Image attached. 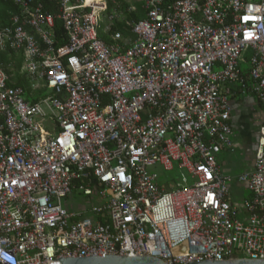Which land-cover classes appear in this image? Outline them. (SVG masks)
<instances>
[{
	"label": "built area",
	"instance_id": "built-area-1",
	"mask_svg": "<svg viewBox=\"0 0 264 264\" xmlns=\"http://www.w3.org/2000/svg\"><path fill=\"white\" fill-rule=\"evenodd\" d=\"M5 1L17 10L0 25V264L264 260V120L250 170L217 162L235 150L232 85L264 112V0H141L127 36L102 29L115 0L112 13L111 0ZM18 61L39 100L11 84Z\"/></svg>",
	"mask_w": 264,
	"mask_h": 264
},
{
	"label": "crops",
	"instance_id": "crops-1",
	"mask_svg": "<svg viewBox=\"0 0 264 264\" xmlns=\"http://www.w3.org/2000/svg\"><path fill=\"white\" fill-rule=\"evenodd\" d=\"M110 4H111L110 7H112L111 1H110ZM138 5H140L142 9L141 11L145 15L143 4L141 0H139V3H137V6L127 3L126 4L127 7H124V10L120 6V8L117 9L116 11L117 16L113 22H111L107 17L105 18H107L110 24L113 25V29H114L115 24H124L126 26V22L136 21L135 19L129 18V15L138 10ZM110 9H113V7ZM112 12L114 11H111L110 13ZM104 23H105V19H104L103 24ZM122 33L127 36L129 34V30L127 31V33H124V32ZM101 35L108 38L109 40L108 42L105 40L107 43H111L109 36L106 35L102 29H101ZM3 57H6V56H3ZM17 65H18V62H17ZM17 65H14L12 68L7 69V72L11 76L14 70L16 69ZM20 67H21V64H20ZM18 72L20 74V68ZM20 75L25 76V78L27 79L29 83V92L25 91L21 86L15 85L12 80H11V84H13L14 86L21 87L24 91L25 97L28 100L37 101L41 97L46 95V92H45L46 89L43 87V83L42 84L40 83V85H38L39 87L38 90H34L32 86L33 83L30 82V80L26 77V75L24 74H20ZM232 91H233V96L230 99V106L232 110L230 123L234 129V136L236 138V143L243 144L244 149H246V158L243 161V164H242L243 170L241 171L243 172L246 170H250L252 168V161H253V154H254L256 139L259 133V129L261 125L263 124L264 112H263L262 107L258 103L257 99L252 95V93H249V92L242 93L243 88L241 84L232 85ZM239 173L235 175H238ZM234 184L239 187L245 188L244 185H241L237 182H235ZM249 196L250 195L248 192L247 196L244 198H248Z\"/></svg>",
	"mask_w": 264,
	"mask_h": 264
},
{
	"label": "rangeland",
	"instance_id": "rangeland-1",
	"mask_svg": "<svg viewBox=\"0 0 264 264\" xmlns=\"http://www.w3.org/2000/svg\"><path fill=\"white\" fill-rule=\"evenodd\" d=\"M111 0L112 2V7L114 9V2L116 1L124 10V7H127L126 4H132L137 6V3H139V0ZM111 7V8H112ZM113 9H109V13L111 11H113ZM5 13V8L0 9V17L3 16V14ZM126 16V15H125ZM107 20V18H105V23L102 26V29L105 28L107 25L110 24V22ZM247 52H244L243 56L246 55ZM242 67L245 69L248 67V63H242ZM14 74V72H13ZM13 74L11 76V78H13ZM13 81V79H12ZM14 82V81H13ZM232 141L235 144V150L233 152L231 151H221L218 156H217V162L221 168V170L227 174L236 176L235 174L241 172L243 170V161L246 158V149H244L243 144L240 143H236V138L235 136H232ZM238 142V141H237ZM154 171H156L160 177V179L162 180L163 178H165L166 176L175 178V174L171 173V174H166L162 167L157 166L156 168L152 169ZM248 194V191L243 188V187H239L235 184L232 185L231 188V192H230V200L234 203H240L242 201V199L244 197H246ZM77 199L83 203L84 201V197L82 196H77ZM65 203V202H64Z\"/></svg>",
	"mask_w": 264,
	"mask_h": 264
},
{
	"label": "water",
	"instance_id": "water-1",
	"mask_svg": "<svg viewBox=\"0 0 264 264\" xmlns=\"http://www.w3.org/2000/svg\"><path fill=\"white\" fill-rule=\"evenodd\" d=\"M61 261V264H164L156 257L152 256H138L126 255V256H95L83 258H61L55 261ZM172 264L173 260H172ZM187 264H264L262 259H236L229 261H201V262H189Z\"/></svg>",
	"mask_w": 264,
	"mask_h": 264
},
{
	"label": "trees",
	"instance_id": "trees-1",
	"mask_svg": "<svg viewBox=\"0 0 264 264\" xmlns=\"http://www.w3.org/2000/svg\"><path fill=\"white\" fill-rule=\"evenodd\" d=\"M111 5V4H110ZM5 8V13L3 14L2 17H0V25L4 26L6 24H8L9 21V11H16V7L13 5V3L11 2H7L5 0H0V9ZM141 7L140 5H138V10L132 14L129 15V18L135 19V20H140L141 18H144L145 15L142 13L141 11ZM56 24L58 26V28H60L61 26V22L59 20H56ZM61 29V28H60ZM114 30L115 31H122L124 33H127V27L124 24H115L114 26ZM61 34V33H60ZM101 37L106 40L107 42L109 41L108 38L104 37L101 35ZM20 68V62L18 61V65L16 67V69L14 70V74H13V78H11V80L13 79L14 84L21 86L25 91L29 92V83L27 81V79L25 78V76H22L19 74L18 70Z\"/></svg>",
	"mask_w": 264,
	"mask_h": 264
},
{
	"label": "bare ground",
	"instance_id": "bare-ground-1",
	"mask_svg": "<svg viewBox=\"0 0 264 264\" xmlns=\"http://www.w3.org/2000/svg\"><path fill=\"white\" fill-rule=\"evenodd\" d=\"M88 1H90V0H88Z\"/></svg>",
	"mask_w": 264,
	"mask_h": 264
}]
</instances>
